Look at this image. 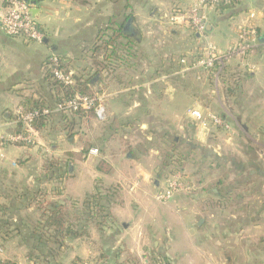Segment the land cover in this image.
<instances>
[{"label":"crops","instance_id":"obj_1","mask_svg":"<svg viewBox=\"0 0 264 264\" xmlns=\"http://www.w3.org/2000/svg\"><path fill=\"white\" fill-rule=\"evenodd\" d=\"M28 2L44 40L32 43L7 37L0 30V137L12 133L11 114L23 101L37 100L51 92L43 79V63L51 55L64 59L66 70L73 73L74 85L86 82L90 92L103 99L106 114L100 123L105 124L97 138L102 142L99 151L87 145L92 140L90 121H97L87 115L68 118L74 134L71 139H66L62 131L64 123L51 121L36 133L35 147L3 146L0 205L7 204L12 185L17 190L39 186L35 178L42 165L40 150L70 161L64 185L68 200L79 203L99 185L103 189L118 187L121 202L110 208L113 225L102 231L89 227L87 237L68 243L66 255L50 264H71L74 260L82 264H122L120 250H126L139 264H145L151 254L168 264H251L229 245L231 228H218L208 219L221 198H188L177 193L172 203L188 209L185 215L165 219L162 233L161 220L142 215L139 204L143 198L154 197L155 189L166 184L161 183L163 168L156 166L152 157L149 126L155 132L156 125L182 130L187 124L192 133L201 132L187 119L186 111L198 106L200 98L208 93L206 86L214 83L209 75L194 71L165 82L159 78L163 73L170 74L180 59H196L204 39L224 52L236 42L240 28L255 29L257 48L242 61L235 59L226 66L230 74L242 73L240 92L232 97L224 92V98L237 112L236 121L245 125L244 132L251 129L254 139L264 133V0L207 9L204 39L197 38L184 23L169 22L170 14L188 10L191 0H89L87 5L68 0ZM126 24L129 34L119 41L123 49L117 50L115 58L105 57L100 50L102 41L115 27L125 28ZM204 105L221 110L210 100ZM215 114L227 119L223 112ZM134 132L138 135L133 137ZM218 133L212 130L208 137ZM93 149L96 155L90 154ZM218 149L211 152L215 158ZM70 184L76 188L74 195L67 188ZM24 216L21 212L13 216L18 227ZM16 234L3 237L6 240L0 235L1 257L12 264H26L27 248Z\"/></svg>","mask_w":264,"mask_h":264},{"label":"rangeland","instance_id":"obj_2","mask_svg":"<svg viewBox=\"0 0 264 264\" xmlns=\"http://www.w3.org/2000/svg\"><path fill=\"white\" fill-rule=\"evenodd\" d=\"M202 47L203 44L200 46L199 51ZM204 75L208 76L207 73H204ZM206 87L208 93L200 98V104L187 109V119L191 120L187 113L188 110H196L201 114L207 112L220 114L223 112L227 118L225 122L228 129L224 130L210 125L207 130L199 129L207 135L201 132H199L201 135H197L192 133V129L187 124L182 126V130L167 124L156 125L154 133L149 126L148 131L153 135L149 144L153 150L152 157L155 165L164 170L163 180L165 181L162 180V184L166 183L167 179L173 175L171 174L173 170L181 172L178 173L183 177L182 182L190 187L188 193H181L182 196L188 198L198 197L197 199H200L199 197L208 199L215 196L221 198L222 202L215 208L216 212L213 211L212 216L208 217L209 221H214L218 228L229 226L232 230L229 245L232 246L233 250L242 254L251 264H264V133L262 134L259 131L261 133L260 137L254 139L251 135L252 132H250L251 129L244 132L243 126L245 125L236 121L235 114L237 112L233 111L232 108L234 107L231 108V104H228L224 98L223 88L225 84H223L221 78L216 83ZM209 100L216 105V108L219 107L221 110L217 111L213 107L206 108L204 103ZM57 119L58 117L52 118V122L56 123ZM90 122H92L89 125L92 135L89 136V139L92 140L87 145L96 147L99 151L102 142H98L97 138L100 136V128L105 123L95 120ZM212 130L219 131L218 136L208 137L209 132ZM135 135L138 134L134 132L133 137ZM205 139L208 140L207 143L204 142ZM36 140L37 136L35 137L34 147L36 146ZM136 142H139V140L137 139ZM136 142L134 143L137 144ZM217 147L219 149L216 152L219 156L215 158V153L212 154L211 152ZM38 156L42 161L46 158H53L49 154L42 153V150L39 151ZM37 175H39V172H37ZM65 179L52 184L41 185L40 189L47 190L46 198L41 196L35 198L36 188L29 189L33 193H30L29 200L30 198H34V200H32L29 209L21 212L22 215H25L24 218H27L26 222L28 224H30V221L31 223L34 222L39 216V212L36 211L37 203L58 202L64 205L66 213L68 212L71 216H74V210L81 211L82 204L74 209V202L66 198L64 194ZM10 188L14 189L13 185ZM67 188L71 195L76 193L73 184L67 185ZM164 188V185L162 187L158 186L155 189L154 197L143 198L139 204L142 215L145 214L150 218L161 220V231L159 230V233L164 230L165 219L173 215H185L188 209L186 206L173 204L172 198L174 196L166 203L157 201L155 196L162 192ZM218 191L221 192L220 196L216 195ZM178 193L180 195V192ZM128 207L132 211L129 201ZM13 223L15 222L13 221ZM1 238L3 239V237ZM222 241L226 240L222 239ZM67 248L68 246L62 249L54 261L66 255ZM1 255L2 251L0 250V260L3 261ZM186 258L182 256V260H186ZM26 264L28 263L26 262Z\"/></svg>","mask_w":264,"mask_h":264},{"label":"trees","instance_id":"obj_3","mask_svg":"<svg viewBox=\"0 0 264 264\" xmlns=\"http://www.w3.org/2000/svg\"><path fill=\"white\" fill-rule=\"evenodd\" d=\"M68 1L80 5H87L89 2V0ZM128 30L129 28H124V26L115 27L111 30V33L102 41L100 47L105 57L115 58L117 50L123 49L119 41L124 38L125 35L129 34ZM191 32L197 38H201V36L194 31L191 30ZM124 51L128 52L127 49ZM58 59L60 61V68L66 70L67 65L64 63V59L59 56ZM179 61L177 62V66L174 67V70L179 68ZM190 61L193 60L191 59ZM51 70L52 62L50 58H48L43 63V79L49 91L52 93L50 92L47 96L45 95L37 100L26 99L23 101L17 109L19 110V114L16 112L11 114V120L13 122L12 133L17 134L23 133L24 131V127L19 118L20 115L36 112L38 116L30 123L32 132L39 133L43 131L51 123L52 118L57 116V123L58 121L64 123L61 127L66 139H71L74 136L70 119L76 116L85 117L86 114L83 112L54 113V108L60 106L64 101L72 98L76 94L88 98H93L96 95L90 92L86 82H77V84L73 86H64L58 83L53 79ZM241 76L242 73L230 74L225 68L220 78L223 84H225L224 92L226 96L232 97L237 94V92H240ZM209 78L211 77L209 76ZM44 110L48 111V114L43 115L42 112ZM27 148H30V146ZM126 151H129L128 147ZM67 155L68 154H66V156ZM70 164L67 158L59 159L53 157L44 159L39 175L35 178V181L39 184L35 189V198L40 196L43 198L47 197V190L40 189L41 185L46 183L52 184L53 182L67 178L70 173ZM178 172V170L177 172L173 170L171 174L174 175ZM30 193L32 192L28 188H20L19 190L13 189L10 191V195L7 196V204L0 205V235L9 238L10 233H17L16 235L20 238L21 243L27 248L26 262L28 264H50L51 261H54L59 255L61 250L67 247L68 243L87 237V230L89 227H94L102 231L110 225H113L115 220L110 213V208L112 205H119L121 203L119 201L118 187L103 189L99 185H96L94 192L87 195L81 203L74 202V209L82 204L81 211L74 210V216H71L68 212L66 213L64 205L58 202L37 203L38 206L36 211L39 212L37 219L32 223L30 221V224L26 222L27 218L21 220L20 228L17 226L18 223L16 220L15 223H13V216L30 208L31 202L34 200V198H30L29 200ZM220 194L221 192L219 191L216 193L217 196H220ZM118 253L124 255L122 264H139V261L126 250H120ZM145 262V264H168L164 258L153 256L152 254L145 258ZM2 264L12 263L2 261ZM71 264H82V262L74 260Z\"/></svg>","mask_w":264,"mask_h":264},{"label":"built area","instance_id":"obj_4","mask_svg":"<svg viewBox=\"0 0 264 264\" xmlns=\"http://www.w3.org/2000/svg\"><path fill=\"white\" fill-rule=\"evenodd\" d=\"M192 5L188 10H175L170 14V23H184L189 29L205 38L207 18L205 12L218 6H230L239 4L245 0H191ZM29 2L24 0H0V30L10 38H23L29 42L41 44L44 40V34L38 27ZM204 44L200 50L197 59L189 61L185 58L180 59V66L170 74L160 76L161 82L167 81L171 77H182L187 73L200 71L207 73L214 83L221 77L227 64L232 60L242 61L251 54L258 45V38L255 29L251 26L242 27L238 30L236 42L224 52H220L214 45L204 39ZM52 76L55 81L64 86L74 85L73 73L60 68L58 56L51 55ZM198 79H200L198 77ZM72 113L83 112L87 116L94 117L98 122L105 120V105L103 99L94 96L88 98L81 95H74L72 98L64 101L60 106L54 108V113ZM19 114V110H16ZM188 116L191 121L200 129L207 130L208 126L213 125L224 130L228 129L225 120L220 116L207 112L201 114L196 110H188ZM43 115L48 114L44 110ZM36 112L20 115V121L24 127L23 133H10L0 137V157H2V147L5 145L32 147L35 143L36 133L32 132L31 121L37 117ZM91 155H96L97 150L90 151ZM181 174L176 173L166 181L165 188L155 196V199L161 203L168 202L175 193H188L190 187L182 182ZM0 264L2 261L0 260Z\"/></svg>","mask_w":264,"mask_h":264},{"label":"water","instance_id":"obj_5","mask_svg":"<svg viewBox=\"0 0 264 264\" xmlns=\"http://www.w3.org/2000/svg\"><path fill=\"white\" fill-rule=\"evenodd\" d=\"M26 2H28V0H24ZM32 14H33V10H31ZM128 26V24H126L125 28Z\"/></svg>","mask_w":264,"mask_h":264}]
</instances>
